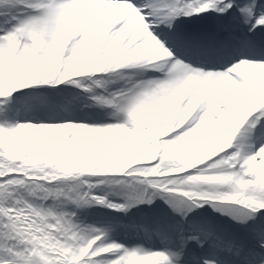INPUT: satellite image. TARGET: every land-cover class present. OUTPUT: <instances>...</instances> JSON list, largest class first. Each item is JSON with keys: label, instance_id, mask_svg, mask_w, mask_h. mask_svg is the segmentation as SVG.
<instances>
[{"label": "snow or ice", "instance_id": "1", "mask_svg": "<svg viewBox=\"0 0 264 264\" xmlns=\"http://www.w3.org/2000/svg\"><path fill=\"white\" fill-rule=\"evenodd\" d=\"M0 264H264V0H0Z\"/></svg>", "mask_w": 264, "mask_h": 264}]
</instances>
